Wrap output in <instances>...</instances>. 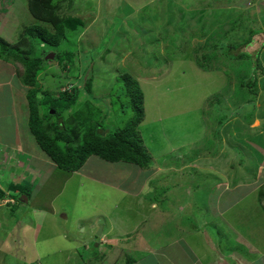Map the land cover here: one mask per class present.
Wrapping results in <instances>:
<instances>
[{
  "label": "rangeland",
  "instance_id": "1",
  "mask_svg": "<svg viewBox=\"0 0 264 264\" xmlns=\"http://www.w3.org/2000/svg\"><path fill=\"white\" fill-rule=\"evenodd\" d=\"M27 2L0 0V41L7 50L22 48L25 28L50 29L31 17ZM68 6L64 0L58 14L82 20L83 28L69 34L59 48L47 47V52L71 50L74 56L69 63L50 60L39 73L40 117L47 105L42 102L44 92L55 95L76 88V105L65 116L90 102L106 112L109 128L121 127L131 116L114 118L109 94L115 79L126 74L144 95L138 132L156 177L147 181V196L140 192L146 174L133 165L97 157L92 164L91 157L82 174L96 182L58 170L28 130L29 88L23 85V67L0 57V190L6 197L0 208L13 196L26 201L19 190L29 188L31 196L40 189L38 204L46 211L36 234H17L27 244L26 253L18 246L9 249L14 240L8 238L11 226L0 217L6 222V232L0 229V264H31L25 260L36 252L44 255L43 264H111L115 246L102 252L90 245L96 236L88 239L91 231H103L101 226L108 234L104 241L118 235L130 249L148 252L127 251L113 264H128L127 259L135 264L138 257L137 264H237L230 253L244 251L248 243L259 253L246 258L260 259L264 76L258 77L251 96L240 82L251 76L252 60H233L221 49L248 43L236 50L252 57L260 50L264 68V0H72ZM31 161L41 168L40 176L18 173ZM112 184L141 196H123ZM147 199L157 205L155 211ZM94 222L98 224L93 227ZM138 239L139 248L134 246ZM151 247H162L164 254Z\"/></svg>",
  "mask_w": 264,
  "mask_h": 264
},
{
  "label": "trees",
  "instance_id": "2",
  "mask_svg": "<svg viewBox=\"0 0 264 264\" xmlns=\"http://www.w3.org/2000/svg\"><path fill=\"white\" fill-rule=\"evenodd\" d=\"M63 1L28 0L27 10L31 17L43 25H48L50 29L40 25L25 28L20 38L22 48L11 47L7 50L5 44L0 41V57L6 61L13 60L24 69L21 78L23 85L29 88L25 96L28 107L27 127L35 144L57 169L67 173H78L91 157L112 164L133 165L142 170L153 168L154 164L152 165L151 158L145 152L138 132V127L144 120V95L137 82L126 74L115 79L116 86L111 88L109 94L110 110L114 118L131 116L121 127L109 128L106 125V112L102 113L100 107L90 102L78 106L73 114L65 116L66 112L76 105L79 96V90L76 88L71 92L65 91L55 95L44 92L42 102L47 105L43 116L40 117L36 89L39 73L50 60L69 63L74 56L71 50L53 54L47 52V47L59 48L67 41L69 34H79L83 28L82 20L58 14ZM67 1L69 8L72 0ZM246 46L248 43L226 46L221 50L224 56L233 60H252L251 76L245 82H240V86L254 96L257 79L260 75L264 76V68L260 61V50L255 52L254 57L236 50ZM234 50L236 54L232 53ZM257 71H260V74ZM52 119H55V122L50 123ZM51 132L53 136L50 135ZM19 192L26 200L30 199L29 188H21ZM5 198L4 192L0 190V201ZM92 246L95 248L94 244ZM83 248L89 252L92 250L87 246ZM131 261L128 259V264H131Z\"/></svg>",
  "mask_w": 264,
  "mask_h": 264
},
{
  "label": "crops",
  "instance_id": "3",
  "mask_svg": "<svg viewBox=\"0 0 264 264\" xmlns=\"http://www.w3.org/2000/svg\"><path fill=\"white\" fill-rule=\"evenodd\" d=\"M95 159H96V157H92L90 159V163H92V164L95 163L96 164L97 159L96 160ZM86 163H89V160ZM95 166H93L92 169H96ZM33 167L35 168V170H31V168H33ZM84 168L81 169V171H79L78 173L79 174H82V171H84ZM28 169H29V171H28ZM137 169H139V168H137ZM138 171L143 172V173L146 174L144 176V180L146 181V183L143 184V186L140 189V192L142 191V193L144 194L148 190V193H149L150 185H149V183H147V181L150 180V179H152V178H155L156 177L155 173H153L156 170H154V169L151 168L149 170L139 169ZM22 172L29 173L30 175H35L37 173V176L36 177H38V176L41 175L42 170H41L40 167L35 166L34 162L31 161L28 164V168L18 170V173H22ZM65 173H67V172H65ZM68 174L75 175L77 173H68ZM150 174L151 175H155V176L154 177L153 176L151 177ZM83 175L84 174H82L80 176H83ZM82 178L85 179V180L95 181V180L91 179L90 177H86V176H83ZM111 187H113V189L115 191H117L118 193H120L121 195H123V196L126 195L129 198H136V196L138 194V192H136V193H130L126 189H122L121 186L119 187V186L114 185V184H112ZM153 189H155V187H153ZM39 190L37 192H35V194L33 196H31L29 200H26V201H22L21 199H18V198L13 199L14 197H16V196H13V198H11L12 200L10 199V201H12V202L10 204L9 203L6 204V208L4 210H2L0 208V217L3 220L4 219H6V220L8 219L9 220V226H11V228H9L8 231H7L8 232V238L9 239L10 238H14V240L10 242L11 243L10 246H9V249L10 250L11 249L13 250L14 247H17L18 246L19 249L21 250V252L23 251V253H26L24 250H25V247H27V244H24L23 242H21L17 238V236H18L17 234H20L22 236V235H24V233H26V235L24 236V238H26L31 232L36 234V232L38 231V229H40V227L42 226L40 224L41 220H43L42 214L44 212H46V211L45 210H42V208H44L42 204H38V200L40 201V198L39 197H41L40 196L41 193L39 194ZM148 193L147 194H144V195H147L148 196ZM14 194L16 195L17 193H14ZM140 196L141 195L138 194V197H140ZM5 201L6 200H3V201H1V203L5 202ZM147 201L150 203L151 210H154L155 211L157 209V205L154 204V203H152V202H150L149 199H147ZM13 204H14V207H13ZM8 205H10V206H8ZM20 206H22V207H20ZM47 206L49 207L50 204H48ZM27 217H29L28 220H27ZM36 217H38L37 218V221H39V222H35V218ZM1 218H0V229H3V231H5L3 227L6 226V222H2ZM44 220L45 221H48V218H45ZM51 221L55 222V219L52 218ZM97 224H98V222H94L93 227L96 226ZM101 227L103 229V231L101 233V236L102 237H97L98 239H96V240L93 237V240H90V241H92L90 243V245L94 244L96 250H100L102 252L105 251L106 247H113V246H115V249L116 250L114 252V255L110 258V261L112 259V263L111 264H113V260L115 258H118V257L122 256V254L125 253V252H127V251L128 252L130 251L132 253H139L140 252V254L143 253V255H145V256L147 255L148 252H143L144 251V248L142 249L143 251L139 249L140 250L139 252L138 251L137 252L134 251V249L132 250V248L130 249L128 246H131V244L128 245L127 241L122 240V237H120L118 235H110V237L113 236L114 239H116L114 241L113 240L104 241L103 238L104 239H107V236L106 235H108V234L104 232L105 228L103 226H101ZM91 232H93V234L92 233H89L88 234V239H91L90 237L92 235L95 236L94 231H91ZM127 234H129V233H126L125 235H127ZM33 236H35V235H33ZM38 236H39V234H37L35 238H38ZM62 238L65 240L67 238V236L66 235L65 236L63 235ZM140 243H142V240L141 239H138V240L135 241L134 246L135 245H138V246H135V247L139 248ZM28 244H30V242ZM0 249H1V246H0ZM162 249H163L162 247L157 248V250H156V247H151L150 248V250H152L153 252H160L161 251L164 254V250H162ZM10 250L7 253L10 254ZM254 252L256 254L259 253L258 247L256 249V247H254V245L252 246L250 243H248V246L245 247V250L244 251L241 250V252H239L240 254L237 253L236 251H233L232 253H230L231 254L230 259H231V257L234 258V259H236V261L238 262L237 264H262L261 262L264 261V255L263 254L261 255V258L260 259H259L260 255H259L258 258L255 257L253 260L251 258H249V260L246 258V256H247L248 253L253 254ZM225 253H229V252L226 251ZM15 255H18V253L17 252H14V256ZM45 255H46V253H45ZM143 255H140L141 258H142ZM44 259H45L44 258V255L41 254V252H36L34 258H32V257L29 258L28 257V259L26 258L25 261H27L28 263L30 262L31 264L32 263H35L36 261H40L42 263V261ZM138 260H140V257H138ZM127 261H128V259H127ZM137 261L135 262V264H137ZM200 262H202V261L200 260ZM200 262L198 264H200ZM214 264H217L216 263V260H215V263Z\"/></svg>",
  "mask_w": 264,
  "mask_h": 264
},
{
  "label": "water",
  "instance_id": "4",
  "mask_svg": "<svg viewBox=\"0 0 264 264\" xmlns=\"http://www.w3.org/2000/svg\"><path fill=\"white\" fill-rule=\"evenodd\" d=\"M54 59V57H52ZM101 235V229L99 230V232L96 233V237H99Z\"/></svg>",
  "mask_w": 264,
  "mask_h": 264
},
{
  "label": "clouds",
  "instance_id": "5",
  "mask_svg": "<svg viewBox=\"0 0 264 264\" xmlns=\"http://www.w3.org/2000/svg\"><path fill=\"white\" fill-rule=\"evenodd\" d=\"M101 233H102V231H101ZM95 236H96V234H95Z\"/></svg>",
  "mask_w": 264,
  "mask_h": 264
}]
</instances>
